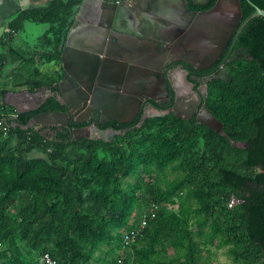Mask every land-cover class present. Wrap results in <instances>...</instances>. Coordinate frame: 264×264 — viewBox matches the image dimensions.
<instances>
[{"label":"trees","instance_id":"trees-1","mask_svg":"<svg viewBox=\"0 0 264 264\" xmlns=\"http://www.w3.org/2000/svg\"><path fill=\"white\" fill-rule=\"evenodd\" d=\"M81 1L48 0L16 14L12 29L25 20L49 27L32 49L6 52L19 55V64L0 81L2 112L11 88L56 90L59 75L40 71L34 58L60 60ZM254 5L264 9V0H244L243 19ZM241 46L245 57L232 62L230 79L209 83L207 104L222 132L168 114L107 138L76 139L55 125L53 134L15 126L58 110L52 98L15 111L8 130L0 128V263L41 264L48 252L55 264H113L118 257L124 264H209L203 252L211 246L225 248L233 264H264L263 16L242 27ZM232 197L238 202L229 206ZM144 216L125 246L123 233Z\"/></svg>","mask_w":264,"mask_h":264},{"label":"flooded vegetation","instance_id":"flooded-vegetation-1","mask_svg":"<svg viewBox=\"0 0 264 264\" xmlns=\"http://www.w3.org/2000/svg\"><path fill=\"white\" fill-rule=\"evenodd\" d=\"M122 1L118 0L119 3ZM125 1L128 6L125 3L121 7L120 18L112 22L115 30L106 29L107 40L104 44L101 43V48L107 54L102 56L98 68V73L101 74L109 73L110 70L115 75L124 74L123 79L126 83L136 81L134 84L121 85L120 93L123 95L117 99L111 117L116 116L122 121L109 119L108 113L103 112L95 119L91 117V112L86 114L85 109L80 110L76 116H71L70 113L72 119L80 117L86 120L55 126L70 129L73 137L75 135L72 128L77 126L88 129L95 127L91 136L107 138L114 131L141 125L147 119L142 122L145 115L173 114L179 118L199 122L202 106L205 105L209 109L207 104L209 83L214 79L229 80L232 62L237 57H245L246 50L243 46L235 48L238 35L242 27H245V24H241L244 0H239L241 16L238 23H235L236 7L233 0ZM99 3L97 0L86 1L81 11L83 17L81 27H89L84 25L88 24V21H107V18L96 11L101 8ZM81 24L77 21V25ZM126 27L129 33L123 32ZM159 27H169L170 30L166 36L160 37L157 36ZM101 30L105 29H99L100 35L104 36L102 35L104 31ZM132 31L140 32L138 36L141 38L140 41H145L131 40L128 36L135 34ZM236 33L237 36L232 42ZM146 41H150L151 44ZM153 47L155 51L152 50ZM110 55H113L116 62L118 60V64L109 65L105 61ZM134 62L142 65L141 67L146 65L150 73L142 76L146 68L132 67ZM59 70L61 74V67ZM122 88H125V91ZM133 95H136L140 102L137 99L133 101L131 98H124ZM47 99L41 106L47 104ZM121 103L126 104L127 112L117 113ZM132 109H135L133 113ZM58 110L64 108L60 106ZM52 129L49 125L43 126V131L48 134L54 133Z\"/></svg>","mask_w":264,"mask_h":264},{"label":"water","instance_id":"water-1","mask_svg":"<svg viewBox=\"0 0 264 264\" xmlns=\"http://www.w3.org/2000/svg\"><path fill=\"white\" fill-rule=\"evenodd\" d=\"M86 1L88 0H82L80 4L77 7L76 14L74 16V22L72 26L70 27L66 39L64 42V46L61 51L60 55V61H61V69L62 73H59L58 79L55 81L54 85L56 86V93L54 91H51L49 89L47 95L41 98H38V102H35V105L28 108L27 110H35L38 109L47 98H52L55 101H57L64 110H44L36 113L33 115L25 124H19L15 123V126H21L22 128H30L33 126H53V125H69L70 123H78L86 120V118H70L71 116H76L77 113L80 110L85 109L86 114H89L91 112V117L97 119V117L100 115V112L108 113L109 119H114L118 122H121L122 120L118 117H111V114L115 110V104L117 102V99L119 96L121 97L123 94L120 93L121 85L124 84H130V83H136V81H130L129 83L124 82V74H118L115 75L113 71L110 70V72H106L101 74L98 73V68L100 66V63L102 61V56L107 54L104 53L103 49L101 48V43H105L107 40V36L105 34L107 33L106 29H113L112 22L114 20H117L120 18L121 13V7L126 3L127 1L123 0L121 3L118 2V0H97L100 3L101 8L96 9L98 11L99 15H102L103 17L107 18L106 22H95V21H88V24H84L89 27H81V25H77V21L80 19L79 14L82 11V8L84 7ZM223 0H220L222 2ZM233 5L236 7V17H235V23L239 22L240 16H241V10H240V2L239 0H233ZM255 15H261L264 17V9H261L260 7L254 5V10L247 15L243 21L242 25L245 24L251 17ZM81 29L84 39L86 41H83L81 39H77V34L79 32L77 29ZM104 28L105 30L101 36L99 33V29ZM126 27L123 32L129 33V29ZM217 29V28H216ZM87 32L86 34H84ZM134 32L135 36H139L141 33L138 31H132ZM217 33V31H216ZM87 37H86V36ZM237 36V33L234 35L233 41L235 37ZM99 38V39H98ZM98 40V41H97ZM85 43V44H84ZM106 56V55H105ZM112 58V59H109ZM108 59L105 58V61L110 64H118V60H113V55H110ZM186 61V59H185ZM128 62H126V65ZM133 66H138L140 68H146V72H143V75H147L150 73V71L147 70V66L140 65L139 63L134 62ZM149 66V65H148ZM150 67V66H149ZM149 69V68H148ZM45 89V87H42ZM123 91H125V88H122ZM130 92L131 90L128 89ZM132 92V91H131ZM133 92H136L133 90ZM23 93H26L27 95L33 96V92L30 90H24L20 93V95H23ZM137 93V92H136ZM137 95V94H136ZM136 95L133 96H125V99H137L140 102V99L136 97ZM126 102H128L126 100ZM136 107V106H135ZM127 106L125 103H121L118 106V112L122 113V111L127 112ZM138 109V108H137ZM121 110V111H120ZM135 109H132V113ZM17 112H24V110L21 107L16 108ZM162 114H157L153 116H158ZM145 115L142 119V122L145 118L153 117ZM198 120L200 123H203L207 125L209 128L214 129L218 132H222V123L212 114V112L203 105L201 108V114L198 117ZM103 122V121H102ZM141 122V123H142ZM132 128V127H131ZM91 128L88 129L86 127H74L72 128V131L74 133V138L78 139L80 137H86V138H92L91 136ZM129 130V128L114 131L115 133H123L125 131ZM103 138V137H102ZM234 144V143H233Z\"/></svg>","mask_w":264,"mask_h":264},{"label":"crops","instance_id":"crops-1","mask_svg":"<svg viewBox=\"0 0 264 264\" xmlns=\"http://www.w3.org/2000/svg\"><path fill=\"white\" fill-rule=\"evenodd\" d=\"M48 0H0V81L8 80L7 77H10L13 74V70L15 69L19 61H14V59L17 60L19 58V55H7V51L9 49L15 48V49H28L31 48L34 45L38 44V39L42 35H37L36 40H31L27 38L26 34V25L28 22H32L31 20H25L22 23L21 27H18L17 29H12V21L16 14L20 11H27L36 7L44 6L47 3ZM79 20L78 23L81 24L83 22V17L81 16V12L79 14ZM37 23L38 22H34ZM48 29V28H47ZM169 27H159L157 29V36H166L168 32ZM19 31H21L19 33ZM47 31V30H46ZM45 31V32H46ZM79 34H77V39L81 41H85L82 30L79 28L77 29ZM44 32V33H45ZM131 40L143 42L145 40H141V38L136 37L135 35H129L128 36ZM147 43L151 44L150 41H146ZM86 43V41H85ZM84 43V44H85ZM35 50H38L39 48H34ZM153 51H155V47L152 48ZM2 57H4V60H2ZM35 65L38 67L40 71L46 74H58L60 73L59 68L61 67V61H44L41 58L35 57L34 58ZM6 71V72H4ZM42 88V87H41ZM40 89V88H39ZM50 88L45 87V89L42 88V90H36L32 91L34 94L33 96L27 95L26 93H23V95H20V93L24 90H29L25 87L22 88H11L8 91L5 92L3 95L1 102L4 105V111L7 112L6 114L14 113L16 111L17 107H21L24 110H27L28 108L35 105V102H38V98H41L42 96H46ZM44 95H43V94ZM2 111V110H0ZM4 112V113H5ZM17 112V111H16Z\"/></svg>","mask_w":264,"mask_h":264},{"label":"built area","instance_id":"built-area-1","mask_svg":"<svg viewBox=\"0 0 264 264\" xmlns=\"http://www.w3.org/2000/svg\"><path fill=\"white\" fill-rule=\"evenodd\" d=\"M16 116H17V114L15 112L10 113V114H6V113L0 111V128L2 129V131L6 132L8 130V124H7L6 120L8 118H15ZM237 202H238V199L232 197L230 199L228 205L231 206ZM156 209H157V205H155V204H152L149 206L148 212H149L151 217H153L155 215ZM145 224H146V218L144 216L140 220V223L137 227H132L128 231L123 233L122 242L125 245H129V244L133 243L134 240L136 239L137 235L142 231ZM0 246H1V243H0ZM40 263L41 264H55L56 262L48 252H44L40 256ZM0 264H3V263H0ZM85 264H90V263H85ZM113 264H124V258L118 257L116 259L115 263H113Z\"/></svg>","mask_w":264,"mask_h":264},{"label":"rangeland","instance_id":"rangeland-1","mask_svg":"<svg viewBox=\"0 0 264 264\" xmlns=\"http://www.w3.org/2000/svg\"><path fill=\"white\" fill-rule=\"evenodd\" d=\"M26 27V34H27V38H29L32 42V40H36V36L37 35H41L43 34L47 28L49 27V25L47 23H34L32 22H28V24L25 26ZM21 31H19L20 33ZM6 72V71H4ZM134 177L130 176L127 178L128 181H134ZM126 246V245H125ZM106 247H104L105 250ZM208 248V246L206 247V249ZM122 249H124L122 247ZM210 252L209 254H207L205 256V253L203 252L204 257H208L205 260H207V262L209 264H233L231 258L225 253V248H215V247H211L209 246ZM99 254V253H98Z\"/></svg>","mask_w":264,"mask_h":264}]
</instances>
